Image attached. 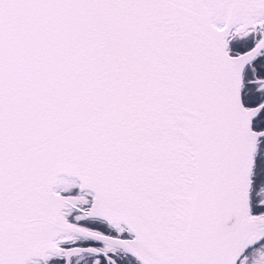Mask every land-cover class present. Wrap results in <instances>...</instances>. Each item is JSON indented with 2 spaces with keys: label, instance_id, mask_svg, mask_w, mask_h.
<instances>
[{
  "label": "snow or ice",
  "instance_id": "snow-or-ice-1",
  "mask_svg": "<svg viewBox=\"0 0 264 264\" xmlns=\"http://www.w3.org/2000/svg\"><path fill=\"white\" fill-rule=\"evenodd\" d=\"M0 264H264V0H0Z\"/></svg>",
  "mask_w": 264,
  "mask_h": 264
}]
</instances>
